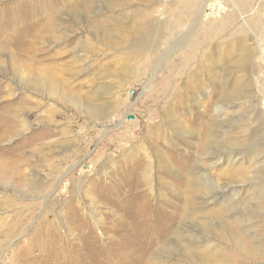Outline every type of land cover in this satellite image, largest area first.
Listing matches in <instances>:
<instances>
[{
  "label": "rangeland",
  "instance_id": "obj_1",
  "mask_svg": "<svg viewBox=\"0 0 264 264\" xmlns=\"http://www.w3.org/2000/svg\"><path fill=\"white\" fill-rule=\"evenodd\" d=\"M162 2L0 0V25L54 19L28 40L59 87L25 86L19 49L0 44V112L25 121L0 156L26 162L0 177V264H54L82 239L127 253L132 215L149 264H264V0ZM144 189L141 214L127 197Z\"/></svg>",
  "mask_w": 264,
  "mask_h": 264
},
{
  "label": "bare ground",
  "instance_id": "obj_2",
  "mask_svg": "<svg viewBox=\"0 0 264 264\" xmlns=\"http://www.w3.org/2000/svg\"><path fill=\"white\" fill-rule=\"evenodd\" d=\"M162 3H165V2L163 1ZM56 8L57 7H55V9ZM16 16L19 17L18 14H14V16L9 15L8 18L4 17V19L5 21H9L11 19H14ZM22 17H24V15ZM76 18L82 19L81 16L76 17ZM24 19L29 21L28 20L29 18L27 16ZM24 19L23 21L22 20L17 21L9 26L7 25L6 22H5L6 25H2V24L0 25V44L2 43L3 45V43H6L7 45L14 46L17 50L19 49L18 51L16 50L18 52L17 55L19 56V59H16V60L18 62L21 61V65H20L21 73L19 71L17 73V69L16 71L13 70L15 77L17 75L19 76V78L23 77L24 80L22 79L23 80L22 82L24 83V85L31 88L32 90L36 91L39 94H49V95L53 94L54 95L57 91H59L58 90L59 87L57 83L58 75H56L55 71L54 72L51 71L52 69L55 68V65H54L55 63L52 60H38L37 58H38L39 50L38 48H34L35 46H31L28 40L29 38L30 39L31 38H34V39L44 38V32H52L54 19H51L45 23L43 22V24L40 23L38 30L35 29L34 27L35 24L33 22H27ZM81 19H79V22L81 21ZM39 21L41 20H38V22ZM76 22H78V19L74 20V23ZM23 24L25 25V28H23ZM2 53H5V49L0 47V54ZM42 53L43 52L41 51V54ZM37 65H41L43 66V68L40 69L37 67ZM23 70H25L26 72H23ZM21 105H23V102ZM12 112L17 114V111L15 109H12L11 111L9 110V111L0 112V143L3 142L5 138H9L12 135H14L17 131L19 124L20 125L23 124V126L25 125V121L23 120L19 122L16 121L14 116L11 115ZM87 114L96 119H99L107 115L105 111L101 109L99 110L93 107L87 110ZM22 163H26V162L24 160H18V161L14 160L11 162L5 161L3 159V156H0V177L3 178V176H8L9 174H13V175L22 174V172L20 171V164ZM211 164H212V161H211ZM201 168H203V166H201L200 169ZM148 183L150 184V179L146 176V173L144 172L142 173L141 180L138 182V185L140 186V189H142L144 187H148ZM144 190L142 191L144 193L141 192L139 196L130 195L127 197L130 204L132 205L136 204L138 206V210L141 211L139 213L141 214L146 213L148 210V208L145 205L146 203L145 201H146V198H148V195L146 194L147 191L146 190L144 191ZM115 197H116V194H115ZM136 197H138V199ZM134 220H135V215H132L131 219L127 221L129 231L135 228L134 225L136 224L134 223ZM174 226H175V223L172 221H169L167 225L162 226L159 232V237L161 238V236L165 235V233H167L168 231H171L172 228L174 229ZM129 231L127 232V234H129ZM116 233L117 234L121 233V231H119V228H116ZM127 234L125 233L126 236L132 237V238H134L135 236L137 239L132 242L131 246L129 245L131 247V250L128 251L127 253L121 252L123 250H120V249L123 248L124 245L122 242H116V240L110 243L109 245H107L105 249L102 247H100L101 248L100 249L96 245V243L90 241L86 245L85 244L86 240L82 239V242L84 241L83 246H79L81 253L76 252L75 254L73 253L68 256V255H65V251L64 252L61 251L60 253H58L59 255L55 254V256H52V258H46V259H48L49 261H52L54 264H149L147 261V256L149 255L148 253L151 251L152 249L151 246L154 244V242L146 241V239L144 238L147 237V235L145 233L143 234L142 231L141 232L138 231L135 235L134 234L127 235ZM139 235H140V239H139ZM87 236L90 237L91 235L87 234ZM141 239H144V240H141ZM234 241L242 251H244L245 253L246 252L252 253L254 257H257V255L252 251L251 246L245 243L242 239L238 238V239H234ZM55 244H56L55 246L59 247V244L57 242ZM116 248H118L117 250L118 253H126L125 254L126 256H120V257L116 256ZM98 249L102 251L98 252ZM178 249L181 255L187 253L185 244L178 245ZM192 258L193 257L189 256V259H192ZM198 260L200 261L201 264H209L207 262L205 255L199 256Z\"/></svg>",
  "mask_w": 264,
  "mask_h": 264
},
{
  "label": "built area",
  "instance_id": "obj_3",
  "mask_svg": "<svg viewBox=\"0 0 264 264\" xmlns=\"http://www.w3.org/2000/svg\"><path fill=\"white\" fill-rule=\"evenodd\" d=\"M160 1H166V0H160Z\"/></svg>",
  "mask_w": 264,
  "mask_h": 264
}]
</instances>
